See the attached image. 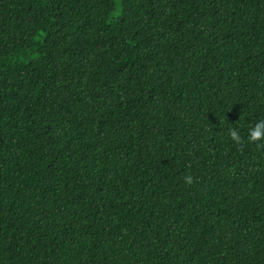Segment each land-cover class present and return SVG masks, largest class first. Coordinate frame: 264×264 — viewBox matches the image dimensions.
Here are the masks:
<instances>
[{"label": "trees", "instance_id": "trees-1", "mask_svg": "<svg viewBox=\"0 0 264 264\" xmlns=\"http://www.w3.org/2000/svg\"><path fill=\"white\" fill-rule=\"evenodd\" d=\"M260 120L264 0H0V264H264Z\"/></svg>", "mask_w": 264, "mask_h": 264}, {"label": "clouds", "instance_id": "clouds-1", "mask_svg": "<svg viewBox=\"0 0 264 264\" xmlns=\"http://www.w3.org/2000/svg\"><path fill=\"white\" fill-rule=\"evenodd\" d=\"M229 135L235 144L242 147L245 143L244 137L241 136L238 129H230ZM247 140L251 143H258V146L260 147H264V143H259L264 142V120H260L253 127L249 128ZM184 180L185 183L191 185L194 182V177L191 174H188L184 177Z\"/></svg>", "mask_w": 264, "mask_h": 264}]
</instances>
